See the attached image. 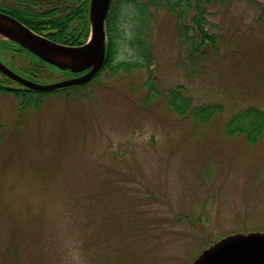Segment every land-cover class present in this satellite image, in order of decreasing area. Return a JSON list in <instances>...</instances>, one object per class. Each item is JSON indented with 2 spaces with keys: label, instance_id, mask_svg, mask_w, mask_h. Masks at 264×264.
<instances>
[{
  "label": "rangeland",
  "instance_id": "obj_1",
  "mask_svg": "<svg viewBox=\"0 0 264 264\" xmlns=\"http://www.w3.org/2000/svg\"><path fill=\"white\" fill-rule=\"evenodd\" d=\"M212 1L217 48L203 63L186 62L163 10L150 69L107 66L25 104L0 91V264H193L228 235L264 232V130L250 142L240 130L249 123L230 124L248 108L264 112V0ZM116 12L113 64L136 60L133 16ZM0 41L7 65L29 62ZM69 77L45 66L31 80ZM0 85L25 90L2 73ZM172 89L221 109L206 121L183 116Z\"/></svg>",
  "mask_w": 264,
  "mask_h": 264
},
{
  "label": "trees",
  "instance_id": "obj_2",
  "mask_svg": "<svg viewBox=\"0 0 264 264\" xmlns=\"http://www.w3.org/2000/svg\"><path fill=\"white\" fill-rule=\"evenodd\" d=\"M211 3H213L212 0H112L106 21L108 52L102 70L107 66L127 72H130L135 67L150 69L155 60L152 28L154 22L157 21L158 12L163 10H166L174 19L179 41L182 44L181 53L186 62L192 65L203 63L217 48L216 35L207 26L209 23L207 19L208 10L206 9L207 6L212 5ZM62 4L59 2L57 4L63 8L62 10L58 7L51 11L53 13L45 14H40L36 11H25L20 5L17 8H6L0 4V9L15 16L34 31L56 42L67 45L86 43L91 31L89 22L90 0H72L66 1L64 5ZM121 8L128 9L133 16L134 24L128 42L134 50L136 60L121 61L118 64H113V37L117 26L115 20L116 11ZM45 29L49 31L44 33ZM26 57L27 59L25 58L24 60L29 59L28 63L24 62L23 65L16 66L17 68L10 66L21 75H26L25 77L29 79H34L33 77L41 78L44 67L48 66L38 61L34 56L28 55ZM101 71L95 78L100 75ZM0 73L2 72L0 71ZM36 80L41 82L38 79ZM152 80V78H148L144 83L148 89L147 99H154L159 96V93H154L156 88ZM85 85L72 86L62 90H76L77 87ZM1 86L0 91L11 90L14 94L21 97L23 103L30 102L33 99V95L39 93L27 88L23 92L21 89H8ZM182 87L180 86V88ZM170 96L169 102L175 111L183 116L191 115L201 121L209 120L221 109V106L217 104L192 106L191 98L182 96L180 89H172ZM241 121L249 123V127L240 128L241 132L247 135L250 142L256 141L264 130V112L259 108H248L235 115L230 120V124ZM254 131H257V137L255 138L250 135Z\"/></svg>",
  "mask_w": 264,
  "mask_h": 264
},
{
  "label": "water",
  "instance_id": "obj_3",
  "mask_svg": "<svg viewBox=\"0 0 264 264\" xmlns=\"http://www.w3.org/2000/svg\"><path fill=\"white\" fill-rule=\"evenodd\" d=\"M112 0H91L90 35L86 43L67 45L40 34L18 18L0 10V40L71 77L53 83L31 80L7 65L0 57V71L27 89L52 92L91 81L103 68L108 51L106 21ZM243 241V243H230ZM193 264H264V232L232 234L217 241Z\"/></svg>",
  "mask_w": 264,
  "mask_h": 264
},
{
  "label": "flooded vegetation",
  "instance_id": "obj_4",
  "mask_svg": "<svg viewBox=\"0 0 264 264\" xmlns=\"http://www.w3.org/2000/svg\"><path fill=\"white\" fill-rule=\"evenodd\" d=\"M5 1L6 2L8 1L9 3L12 2L13 4H11V6H6L3 4L5 3ZM66 1H72V0H0V4L6 8H17L20 5L22 9L25 11L27 10L29 12L36 11L40 14H45V13H53L51 11L59 7L57 5L58 2L63 3L62 5H64ZM59 8L61 10L63 9L61 6Z\"/></svg>",
  "mask_w": 264,
  "mask_h": 264
},
{
  "label": "snow or ice",
  "instance_id": "obj_5",
  "mask_svg": "<svg viewBox=\"0 0 264 264\" xmlns=\"http://www.w3.org/2000/svg\"><path fill=\"white\" fill-rule=\"evenodd\" d=\"M230 243H243V241L230 242Z\"/></svg>",
  "mask_w": 264,
  "mask_h": 264
}]
</instances>
